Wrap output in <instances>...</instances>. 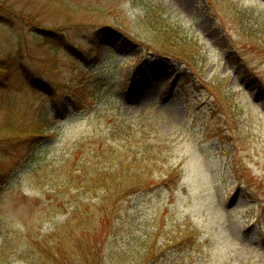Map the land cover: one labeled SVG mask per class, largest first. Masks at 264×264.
Returning a JSON list of instances; mask_svg holds the SVG:
<instances>
[{
    "label": "rangeland",
    "instance_id": "rangeland-1",
    "mask_svg": "<svg viewBox=\"0 0 264 264\" xmlns=\"http://www.w3.org/2000/svg\"><path fill=\"white\" fill-rule=\"evenodd\" d=\"M0 52L52 93L0 89L40 128L0 150V264H33L67 222L74 264L87 248L93 264H264V0H0ZM127 126L168 161L146 191L98 206L72 182Z\"/></svg>",
    "mask_w": 264,
    "mask_h": 264
},
{
    "label": "trees",
    "instance_id": "trees-1",
    "mask_svg": "<svg viewBox=\"0 0 264 264\" xmlns=\"http://www.w3.org/2000/svg\"><path fill=\"white\" fill-rule=\"evenodd\" d=\"M160 46L162 52L170 56L186 57V50L180 45L170 46L163 42ZM197 54L196 51L194 55ZM21 61L20 52L15 55L0 52V89H9L18 79H25L26 85L29 84L35 89L44 88L46 94L51 95L49 85L47 86L35 77L34 73L27 67L25 68ZM39 129V126H30L25 119H19L17 108L8 94L0 96L1 151L7 150L3 145H8V143L16 147L32 144V140L39 137L40 132L37 134ZM161 132L163 136L170 134V132ZM152 133L149 130H136L129 126L106 132L104 150H94L92 155H95L98 160L90 164L92 166L86 163L81 166L79 169L80 178L74 179L72 182L74 189L84 195L92 193L94 197H99L98 206L114 205L128 195L146 191L152 177L151 167L156 165L160 158L168 161V157L164 156L165 149L161 146L162 139L157 137V135L161 136V133L155 132L157 138H154V141L156 143L151 141ZM89 167L91 170H87ZM176 170L169 166L164 181L170 180ZM5 179V175L0 172V185L6 182ZM67 189L71 190L70 186ZM86 219L80 221V226L84 230L93 226L90 219L88 218V221ZM77 225L67 222L62 227H56L50 235L38 239L36 250L32 255L28 254L29 257L34 258L33 264H74L71 260L77 259L78 253L71 248L69 241ZM80 247L81 245H79ZM83 250L87 252V255L88 252L91 253L88 256L84 255V263L93 264L92 256L99 255V253L92 254L89 248ZM88 259L91 262H87Z\"/></svg>",
    "mask_w": 264,
    "mask_h": 264
}]
</instances>
